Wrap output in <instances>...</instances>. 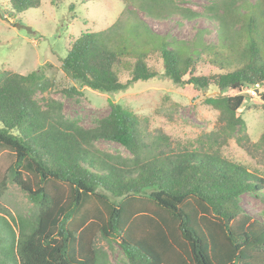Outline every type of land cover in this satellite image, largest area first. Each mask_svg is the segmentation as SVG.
I'll list each match as a JSON object with an SVG mask.
<instances>
[{
  "label": "trees",
  "instance_id": "trees-1",
  "mask_svg": "<svg viewBox=\"0 0 264 264\" xmlns=\"http://www.w3.org/2000/svg\"><path fill=\"white\" fill-rule=\"evenodd\" d=\"M179 1L121 0L119 18L101 32L80 33L60 70L80 86L117 93L156 77L147 63L154 56L174 85L214 87L204 103L218 112L217 128L192 143L149 133L113 102L84 128L64 116L61 101L35 100L55 86L42 68L26 75L0 68V199L11 184L32 204L15 217L0 208V264H109L97 238L117 243L128 264H264V218L239 204L246 192L264 204V176L220 152L230 139L250 143L242 110L251 96L223 94L264 83V0H209L200 13ZM8 2L16 14L41 4ZM138 12L155 22L202 18L215 25V42H202L207 29L189 42L155 34ZM200 62L217 73L194 75ZM62 93L82 95L75 87ZM98 140L130 156L103 151ZM251 146L264 151V133Z\"/></svg>",
  "mask_w": 264,
  "mask_h": 264
},
{
  "label": "rangeland",
  "instance_id": "rangeland-1",
  "mask_svg": "<svg viewBox=\"0 0 264 264\" xmlns=\"http://www.w3.org/2000/svg\"><path fill=\"white\" fill-rule=\"evenodd\" d=\"M180 4L194 12H202L209 0H181ZM125 7L121 0H41L40 7L21 14L13 13L8 0H0V68L26 75L43 69L47 78H53L55 86L45 93H37L35 100L43 105L47 98L63 104V114L75 119L84 128H91L95 121L109 112L110 102L137 115L146 130L155 135L160 131L174 143L187 144L217 128L218 112L204 103L207 97L215 96L218 90L208 87L198 90L192 85L177 86L163 76L161 60L151 57L148 65L158 73L148 81H138L127 90L104 93L80 86L64 76L60 61L66 49L80 33L101 32L111 26ZM127 10V9H126ZM141 17L143 14L138 12ZM155 34L167 35L177 41L189 42L198 30H209L202 36L204 44L215 42V25L202 18L187 22L177 15L162 21L143 17ZM217 70L206 62L198 63L194 75L215 74ZM129 75L120 71V80L125 82ZM75 87L81 96L67 97L62 88ZM257 90V91H255ZM243 93L251 96L249 104L242 110L246 123V135L250 143L245 148L234 139L227 141L220 149L221 155L240 163L249 171L264 176V151L251 144L258 142L264 133V83L255 89L228 91L223 95ZM97 148L111 154L130 156L121 145L106 140L95 142ZM241 208L255 220L264 218V204L257 195L244 193L240 199ZM32 207L26 195L15 185L0 199V208L13 217L26 214ZM3 214V213H1ZM4 216V214H3ZM96 244L107 252L109 264H128L117 243H107L100 238Z\"/></svg>",
  "mask_w": 264,
  "mask_h": 264
},
{
  "label": "water",
  "instance_id": "water-1",
  "mask_svg": "<svg viewBox=\"0 0 264 264\" xmlns=\"http://www.w3.org/2000/svg\"><path fill=\"white\" fill-rule=\"evenodd\" d=\"M255 91H257V90H255Z\"/></svg>",
  "mask_w": 264,
  "mask_h": 264
}]
</instances>
